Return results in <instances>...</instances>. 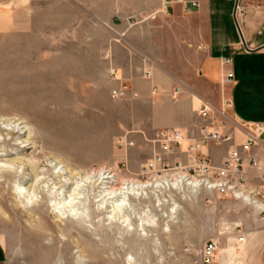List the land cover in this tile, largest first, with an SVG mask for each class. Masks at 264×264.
Instances as JSON below:
<instances>
[{
    "label": "rangeland",
    "instance_id": "1",
    "mask_svg": "<svg viewBox=\"0 0 264 264\" xmlns=\"http://www.w3.org/2000/svg\"><path fill=\"white\" fill-rule=\"evenodd\" d=\"M1 8L0 239L9 255L23 264H202L206 243L227 240V198L264 220L252 197L198 187L193 172L151 168L143 155L118 157L117 104L71 84V61L42 54L46 39L17 34ZM109 186L129 189L113 198Z\"/></svg>",
    "mask_w": 264,
    "mask_h": 264
},
{
    "label": "crops",
    "instance_id": "2",
    "mask_svg": "<svg viewBox=\"0 0 264 264\" xmlns=\"http://www.w3.org/2000/svg\"><path fill=\"white\" fill-rule=\"evenodd\" d=\"M185 1L198 6L185 11L178 0H1V14L10 12L17 34L46 39L42 54L71 61L68 68L79 71L71 84L101 89L117 104L118 157L188 165V145L207 125L231 135L200 146L220 166L245 139L238 123L264 122V0H239L238 17L236 0ZM114 90H124L123 96L112 97ZM204 105L207 117L200 114ZM171 129L185 139L163 151L158 132ZM250 155L260 168L246 157V187L264 203V134ZM224 229L227 240L219 242L213 264H264L259 210L227 198ZM0 264H23L1 239Z\"/></svg>",
    "mask_w": 264,
    "mask_h": 264
},
{
    "label": "built area",
    "instance_id": "3",
    "mask_svg": "<svg viewBox=\"0 0 264 264\" xmlns=\"http://www.w3.org/2000/svg\"><path fill=\"white\" fill-rule=\"evenodd\" d=\"M184 2V10L190 11L198 6L195 1L187 2L185 0H178ZM242 13V7L239 5V0H236L235 16L238 17ZM145 77H149L150 73L145 72ZM230 76V75H228ZM124 90H114L112 92L113 97H122ZM210 112V107L204 105L200 114L203 117H207ZM239 124V123H238ZM240 126L244 129L245 139L236 149L230 151L228 156L224 159L220 166H215L213 162L200 151V146L208 144H221L231 139V135L227 133H221L219 131L211 129L209 126L204 125L201 128L200 138L194 140L188 145L189 163L183 164L181 161L175 163H163L162 169H171L181 171L186 170L188 173L193 172L197 177L198 187L206 186L209 189L215 190L220 194H225L237 199L248 200L250 197L255 199V202L260 207L264 208L263 202H261L253 192H249L246 187V177L242 169L246 157L251 156L250 151L253 145L260 141V138L264 134V122H241ZM185 137L183 133L178 129L163 130L158 132V141L163 151H171L175 147L180 146ZM157 161H162V157L157 156ZM250 163L253 166L260 168L256 159L251 156ZM149 167L154 168L153 164ZM194 180V181H195ZM217 245L215 242L206 243L202 252V264H212L216 253Z\"/></svg>",
    "mask_w": 264,
    "mask_h": 264
},
{
    "label": "bare ground",
    "instance_id": "4",
    "mask_svg": "<svg viewBox=\"0 0 264 264\" xmlns=\"http://www.w3.org/2000/svg\"><path fill=\"white\" fill-rule=\"evenodd\" d=\"M27 131V130H26ZM29 133V132H28ZM17 144V143H16ZM20 144H21V142H20ZM27 145V144H30L29 142H27V141H22V144L21 145ZM24 147H26V146H24ZM31 147V146H30ZM2 168H3V170L5 171V172H7L8 174H13V172H14V168L12 167V165H8V164H3L2 165ZM69 176V175H68ZM102 177V176H101ZM106 178H110V177H106ZM76 179V178H75ZM187 182H188V180H187ZM191 182H195V183H197V180H195V181H191ZM190 182V183H191ZM105 183H111V181H107V182H105ZM150 184L149 183H145V184H143V185H141V186H149ZM196 185V184H195ZM169 186H171V184H169ZM109 187H111V186H109ZM120 188V187H119ZM119 188H114V187H111V189H110V191L108 192V194H110L113 198L114 197H117V196H119L120 194H122V193H126L124 190L123 191H121L122 189H129V187L127 186V188H121V189H119ZM118 206H119V204H117ZM127 221V219L125 220V222Z\"/></svg>",
    "mask_w": 264,
    "mask_h": 264
}]
</instances>
